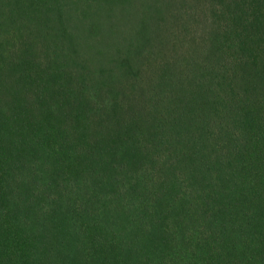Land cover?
Segmentation results:
<instances>
[{
  "label": "trees",
  "instance_id": "trees-1",
  "mask_svg": "<svg viewBox=\"0 0 264 264\" xmlns=\"http://www.w3.org/2000/svg\"><path fill=\"white\" fill-rule=\"evenodd\" d=\"M125 1L0 0V264H264V0L143 1L80 65Z\"/></svg>",
  "mask_w": 264,
  "mask_h": 264
},
{
  "label": "rangeland",
  "instance_id": "rangeland-1",
  "mask_svg": "<svg viewBox=\"0 0 264 264\" xmlns=\"http://www.w3.org/2000/svg\"><path fill=\"white\" fill-rule=\"evenodd\" d=\"M127 1V2H126ZM121 5H113L112 7H108V5H103V10L99 16H96L98 20V31L97 33L100 35L99 44H92L93 48L85 49L82 53L78 55H74L75 61L80 63V65L87 64L90 69L98 70L99 68H104V66H112L109 61L112 59L110 53H102V51L111 44V41H114V37L122 35L123 31H129L133 28V24L138 20L140 14L148 11L149 7H146L143 1L148 0H126ZM148 2H152L149 0ZM18 14L21 12H17ZM72 13V12H71ZM154 27H151L153 32H159L162 29L161 22L154 23ZM115 28H118L116 32ZM47 29V28H45ZM66 31H69L71 36L69 35L65 41V45L74 44L77 46L83 45L85 39L81 36V32L78 30L77 35V26L75 17H69L66 24ZM116 32V33H115ZM153 34V33H152ZM161 35V34H160ZM164 36V34H163ZM45 39V38H44ZM47 39V38H46ZM81 56V57H80ZM107 63V64H106ZM75 67V66H74ZM85 74L90 78H96L97 75L93 73V71L88 72L85 71Z\"/></svg>",
  "mask_w": 264,
  "mask_h": 264
}]
</instances>
